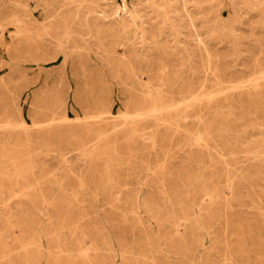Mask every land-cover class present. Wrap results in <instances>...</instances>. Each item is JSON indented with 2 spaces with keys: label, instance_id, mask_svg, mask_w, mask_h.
<instances>
[{
  "label": "rangeland",
  "instance_id": "374dc122",
  "mask_svg": "<svg viewBox=\"0 0 264 264\" xmlns=\"http://www.w3.org/2000/svg\"><path fill=\"white\" fill-rule=\"evenodd\" d=\"M13 182L0 264H264V0H0Z\"/></svg>",
  "mask_w": 264,
  "mask_h": 264
},
{
  "label": "bare ground",
  "instance_id": "6f19581e",
  "mask_svg": "<svg viewBox=\"0 0 264 264\" xmlns=\"http://www.w3.org/2000/svg\"><path fill=\"white\" fill-rule=\"evenodd\" d=\"M19 182H13L12 183V189L9 190V194L5 193L4 190L0 191V201H6L8 200L10 197L13 198V196H17L20 195V192L24 189L25 186H20V184H18ZM16 189H19L18 191V195L15 193ZM23 194V193H22ZM16 198V197H15Z\"/></svg>",
  "mask_w": 264,
  "mask_h": 264
}]
</instances>
